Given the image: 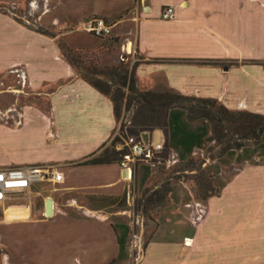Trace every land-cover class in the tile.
<instances>
[{
    "label": "crops",
    "instance_id": "0c3cea01",
    "mask_svg": "<svg viewBox=\"0 0 264 264\" xmlns=\"http://www.w3.org/2000/svg\"><path fill=\"white\" fill-rule=\"evenodd\" d=\"M44 1V12L36 24L26 21L27 27L0 12L9 27L1 33L10 34L9 46L22 35L33 40L24 53L36 44L28 56L0 59V73L24 64L31 93L46 103L31 106L19 119L13 115L15 122L0 120V169L52 167L46 187L34 191L35 184L0 202V246L12 240L14 264H264L260 157H246L241 148L233 149L234 157L214 158L206 142L209 121H192L184 108L175 107L166 129L150 132L149 141L146 132L140 135L148 144L164 146L155 166L138 162L130 179L120 159L85 164L109 147L121 121L111 98L75 72L60 48L61 42L75 49L94 47L97 37L84 24L105 18L113 25L112 37L122 40L140 90H173L218 100L232 111L264 114V0ZM168 7L175 17L163 20ZM50 29L57 35L48 34ZM0 40L5 48L4 36ZM172 153L179 161L169 166ZM190 158L207 170L216 168V175L227 180L220 197L202 202L208 214L198 226L191 224L186 206L198 201L194 172L176 177L177 167ZM168 182L170 199L155 208V228L140 216L129 221L130 212L114 211L127 197L157 191ZM49 198L51 217L46 215ZM5 257L0 255V264Z\"/></svg>",
    "mask_w": 264,
    "mask_h": 264
},
{
    "label": "rangeland",
    "instance_id": "374dc122",
    "mask_svg": "<svg viewBox=\"0 0 264 264\" xmlns=\"http://www.w3.org/2000/svg\"><path fill=\"white\" fill-rule=\"evenodd\" d=\"M45 10V1L44 0H12V1H3L0 0V12L8 14V16L13 19L15 22L21 24L24 27H27L29 22L30 24H36L38 18L42 15V13ZM13 15V16H11ZM9 27L7 24L0 19V38L2 39L3 36L5 38V41L7 42L9 40V35L7 34H1L4 31H9ZM40 29H43L41 26ZM46 30V29H45ZM50 35H57L56 32H54V29H50L46 31ZM13 36V34H11ZM16 38V44L9 46L8 42L3 48V42L0 40V59L5 58V60H8L13 57L17 56H28V54H31L33 51L32 49L27 50V54L24 53V50L26 46L28 45V42H32L33 40L28 35H22L20 37ZM94 38V37H92ZM94 41V44H96L94 47H91L89 49L80 51L78 53L79 60L83 66L87 67H93L98 70H103L104 68H108V66L112 65H122L123 67L132 68V65L128 58L124 57L121 50V44L122 40L119 38H108L105 40L98 39ZM14 40V39H13ZM93 40V39H92ZM92 42V41H91ZM20 48L22 49V52L20 51ZM32 56V55H31ZM29 59L31 57H28ZM34 59V58H33ZM40 66L37 62L35 63V67ZM72 67V66H71ZM75 72H77V67H72ZM24 73L26 77V84L24 85L22 83V77L19 74ZM78 73V72H77ZM116 89V88H115ZM114 89V90H115ZM165 91V90H161ZM126 103V101H124ZM45 106L46 103L43 102L41 98H38L34 96L31 93V87L29 78L27 75V68L24 64H15L13 67H11L6 72L0 73V120H7L9 118L10 123L15 122L12 118L13 115L18 116L23 114L25 110H29L31 106ZM138 107L132 108L129 112L125 113V108L122 111L121 114V125L125 118H127L128 121L132 122V124H127V126H130L131 128H137L139 130V127H135L133 123L135 122V119L137 118L138 113ZM264 115V114H263ZM149 116H154L155 118L158 117V113L156 112H149ZM157 124V121L152 124L155 126ZM211 125V124H210ZM159 132V131H158ZM154 133L156 137H154L153 141H158L159 139V133ZM234 136V139L241 138V135H238L237 133H230ZM152 133L146 132L143 134V137L149 141ZM212 136V127H211V134L209 138L207 139V144L209 146V150L213 149L214 158H221L225 155L229 154L232 157L236 154L233 149H229L226 146H218V141H212L209 142L210 137ZM140 137V136H139ZM241 143V140L238 141ZM237 141H233L230 143V145L234 146ZM245 152L244 155L246 157H260V161L256 162L257 166H264V141L258 143L256 140H245L243 141ZM228 150V151H227ZM225 162V161H224ZM2 168V169H7ZM227 170V169H225ZM176 172H179L178 175H176L177 178H189L190 176L186 172H194L191 177L195 180L196 185H193V188L195 190V195L198 197V201L203 202L206 204L207 201L211 200L214 197H220L221 190L224 184L226 183L225 178L218 177L216 175L217 169L214 167H209V170L204 168L203 164L198 159L190 158L185 160L182 165L177 167ZM233 175V174H231ZM228 179H230L232 176ZM263 179V178H262ZM46 183H39L37 184L36 188H34V191H39L42 188L46 187ZM168 190H172L170 186V182L163 184V186L157 190V191H151L150 189H147L142 196H136L134 199L126 198L125 201L120 202L117 209L114 211H120V212H130L129 213V221H133L134 218L142 217L144 218L145 222L148 221L151 223H154L152 225V228H155L157 224L155 219V208L159 203H163L164 201L169 200V192ZM36 200V196L32 197V201ZM130 202V203H129ZM42 200H37V206H41ZM125 214V213H124ZM113 220H118L115 217H113ZM151 230L146 233L144 236V240L141 241L140 245L137 246L138 250H141L144 246V244L149 239ZM11 231V230H10ZM9 238V236L7 237ZM9 240V239H8ZM5 240V243L7 246H0V255L6 254L5 261L2 264H14V251L12 246H10L12 240ZM188 245H190L187 242ZM138 258V254L135 256V260ZM1 263V262H0Z\"/></svg>",
    "mask_w": 264,
    "mask_h": 264
},
{
    "label": "trees",
    "instance_id": "16d2710c",
    "mask_svg": "<svg viewBox=\"0 0 264 264\" xmlns=\"http://www.w3.org/2000/svg\"><path fill=\"white\" fill-rule=\"evenodd\" d=\"M60 48L69 64L72 67H77L78 74L85 81L111 98L118 119H121L124 108L125 113H127L132 108L139 106L137 118L133 123L135 127H139V130L127 126V118H125L120 130L121 136L117 137L115 142L101 154L88 159L85 164L116 162L120 159L122 153L116 148V144L123 142V137L125 138L127 135L139 137L143 132H152L158 128L166 129L169 111L175 107L184 108L192 121L207 119L212 127V136L209 142L218 141V146H226L228 150L244 148L243 141L245 140H256L258 143L264 141L263 114L232 111L218 100L186 96L173 90L160 92L142 91L136 83L135 67L125 68L117 64L98 70L81 64L78 53L86 49H75L64 42L60 43ZM149 112L158 113L159 118L149 116ZM155 120L157 124L153 126L152 124ZM230 133H237L241 135V138L236 140ZM240 140L241 143L238 142ZM233 141H237L234 146L230 145ZM209 151H213V149Z\"/></svg>",
    "mask_w": 264,
    "mask_h": 264
},
{
    "label": "built area",
    "instance_id": "2783aa9c",
    "mask_svg": "<svg viewBox=\"0 0 264 264\" xmlns=\"http://www.w3.org/2000/svg\"><path fill=\"white\" fill-rule=\"evenodd\" d=\"M175 17V9L168 7L162 14L163 20H171ZM86 31L101 39L111 38L113 35V25L105 18L95 17L86 20ZM22 77V83L26 84V77L24 73L19 74ZM130 124V121H126ZM120 135V130L114 135L112 142ZM109 145V146H110ZM116 148L120 150L121 156L119 165L123 169L129 170V178H133V170L138 162L149 161L155 166L156 161L160 159L164 146L162 144H148L140 137L134 135H127L123 137V142L117 143ZM178 156L174 153L170 154L168 158L169 166L178 163ZM52 167L47 166H25L12 167L7 169H0V202L8 200L15 195H21L28 192L35 184L45 183L51 180ZM127 177V178H128ZM191 209L189 216L190 222L194 226H198L207 216V207L199 201H193L186 205Z\"/></svg>",
    "mask_w": 264,
    "mask_h": 264
},
{
    "label": "water",
    "instance_id": "95a60500",
    "mask_svg": "<svg viewBox=\"0 0 264 264\" xmlns=\"http://www.w3.org/2000/svg\"><path fill=\"white\" fill-rule=\"evenodd\" d=\"M124 174H125V177H128L129 176V170L125 169ZM53 209H54L53 200L49 198L46 201V215L48 217L53 216Z\"/></svg>",
    "mask_w": 264,
    "mask_h": 264
},
{
    "label": "bare ground",
    "instance_id": "6f19581e",
    "mask_svg": "<svg viewBox=\"0 0 264 264\" xmlns=\"http://www.w3.org/2000/svg\"><path fill=\"white\" fill-rule=\"evenodd\" d=\"M129 178V177H128ZM190 242V241H189ZM191 243V242H190Z\"/></svg>",
    "mask_w": 264,
    "mask_h": 264
}]
</instances>
